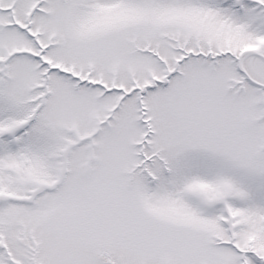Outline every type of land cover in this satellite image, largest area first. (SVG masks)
<instances>
[{
  "label": "snow or ice",
  "instance_id": "1",
  "mask_svg": "<svg viewBox=\"0 0 264 264\" xmlns=\"http://www.w3.org/2000/svg\"><path fill=\"white\" fill-rule=\"evenodd\" d=\"M0 264H264V0H0Z\"/></svg>",
  "mask_w": 264,
  "mask_h": 264
}]
</instances>
